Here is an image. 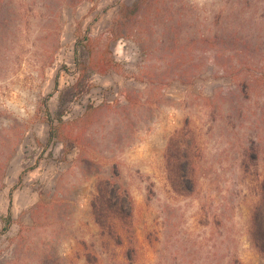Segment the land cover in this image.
<instances>
[{"label": "rangeland", "instance_id": "374dc122", "mask_svg": "<svg viewBox=\"0 0 264 264\" xmlns=\"http://www.w3.org/2000/svg\"><path fill=\"white\" fill-rule=\"evenodd\" d=\"M142 1L15 0L0 43V264H264V67L241 81L203 45L180 61L179 45L175 66L198 72L184 81L146 45L155 17L207 34L234 0H150L126 25ZM101 184L131 214L114 221L120 245L94 215Z\"/></svg>", "mask_w": 264, "mask_h": 264}, {"label": "trees", "instance_id": "16d2710c", "mask_svg": "<svg viewBox=\"0 0 264 264\" xmlns=\"http://www.w3.org/2000/svg\"><path fill=\"white\" fill-rule=\"evenodd\" d=\"M36 0H30L35 2ZM150 0L137 2L127 8L131 14L123 17L124 23H130L131 15L141 11L143 5ZM229 15L214 18L208 27V33L197 31L196 24L191 20L176 19L173 16L155 17L159 28L155 34L147 37V48H152L155 44H160L163 55H165L171 65L165 71L166 75L176 74L178 69L184 81H192L197 77L196 67L192 65L194 59L185 61V68L182 71L174 61L175 56L171 55V48L180 45V61L190 58L196 46L209 48L210 57L214 64L225 71L238 70L240 73L236 77L243 81L249 75H242L246 68L264 67V19H258L255 12L247 15L250 10L264 9V0H234L228 5ZM172 9V7L170 8ZM17 8L15 0H0V43L5 34L13 29ZM128 17L126 19L125 17ZM125 18V19H124ZM122 21V20H121ZM162 28V31L161 29ZM187 28V30H186ZM191 53V54H190ZM243 78V79H242ZM187 157V154L185 155ZM192 179H190V182ZM99 196L94 204V215L102 228L103 234H108L110 239H115L116 228L114 221L117 219H129L131 214L127 211L125 200L108 185H100ZM118 244H121L119 238ZM87 264H100L97 258L88 257Z\"/></svg>", "mask_w": 264, "mask_h": 264}]
</instances>
